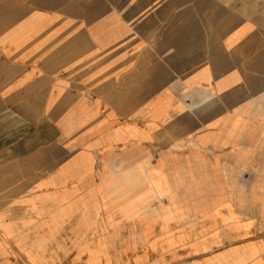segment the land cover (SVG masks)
Returning <instances> with one entry per match:
<instances>
[{
    "label": "crops",
    "instance_id": "1",
    "mask_svg": "<svg viewBox=\"0 0 264 264\" xmlns=\"http://www.w3.org/2000/svg\"><path fill=\"white\" fill-rule=\"evenodd\" d=\"M0 264H264V0H0Z\"/></svg>",
    "mask_w": 264,
    "mask_h": 264
},
{
    "label": "rangeland",
    "instance_id": "2",
    "mask_svg": "<svg viewBox=\"0 0 264 264\" xmlns=\"http://www.w3.org/2000/svg\"><path fill=\"white\" fill-rule=\"evenodd\" d=\"M88 98H89V100L93 101L94 99H96V96L88 92ZM178 98H179V95H178ZM196 145H197L196 142L191 140L187 145L178 144L175 147L176 148H185L186 149L189 146H196Z\"/></svg>",
    "mask_w": 264,
    "mask_h": 264
},
{
    "label": "bare ground",
    "instance_id": "3",
    "mask_svg": "<svg viewBox=\"0 0 264 264\" xmlns=\"http://www.w3.org/2000/svg\"><path fill=\"white\" fill-rule=\"evenodd\" d=\"M193 141V140H192Z\"/></svg>",
    "mask_w": 264,
    "mask_h": 264
}]
</instances>
